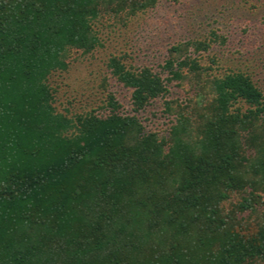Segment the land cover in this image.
I'll return each mask as SVG.
<instances>
[{"label":"trees","instance_id":"16d2710c","mask_svg":"<svg viewBox=\"0 0 264 264\" xmlns=\"http://www.w3.org/2000/svg\"><path fill=\"white\" fill-rule=\"evenodd\" d=\"M161 1L0 0V264H264V90L200 62L219 35L157 69L111 53L126 112L107 77L102 103L58 105L100 18ZM159 102L163 132L143 115Z\"/></svg>","mask_w":264,"mask_h":264},{"label":"rangeland","instance_id":"374dc122","mask_svg":"<svg viewBox=\"0 0 264 264\" xmlns=\"http://www.w3.org/2000/svg\"><path fill=\"white\" fill-rule=\"evenodd\" d=\"M97 26L103 46L74 61L62 81L58 105L67 106L66 101L70 100L72 112H84L102 103L99 83L104 77L108 90L124 105L121 111L126 112L127 91L106 74L105 61L111 53L126 54L127 65H150L157 69L172 44L209 41L212 33L224 41L220 38L212 42L200 62L213 67L212 72L218 75L227 69L251 73L256 86L264 90V0H165L123 21L104 15ZM173 83L170 97L185 99L186 91ZM159 109L160 102L151 105L143 115L150 119L147 129L163 132L170 123L165 118L153 119L151 114Z\"/></svg>","mask_w":264,"mask_h":264}]
</instances>
